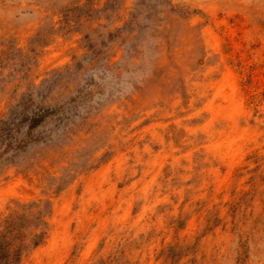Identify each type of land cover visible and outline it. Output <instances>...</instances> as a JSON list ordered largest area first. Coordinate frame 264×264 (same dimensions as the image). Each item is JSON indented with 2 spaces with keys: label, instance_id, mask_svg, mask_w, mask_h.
Here are the masks:
<instances>
[{
  "label": "rangeland",
  "instance_id": "1",
  "mask_svg": "<svg viewBox=\"0 0 264 264\" xmlns=\"http://www.w3.org/2000/svg\"><path fill=\"white\" fill-rule=\"evenodd\" d=\"M4 121L0 264H264V0H0Z\"/></svg>",
  "mask_w": 264,
  "mask_h": 264
},
{
  "label": "trees",
  "instance_id": "2",
  "mask_svg": "<svg viewBox=\"0 0 264 264\" xmlns=\"http://www.w3.org/2000/svg\"><path fill=\"white\" fill-rule=\"evenodd\" d=\"M27 118V117H26ZM31 128H34L35 126H37L40 122V120H37V117H31ZM6 121H4V126H0V140L2 143H4V141H9L8 143H10V136H11V132H12V128L7 127V125L5 124ZM9 146V144H8ZM7 146V147H8ZM26 146V142H24V147Z\"/></svg>",
  "mask_w": 264,
  "mask_h": 264
},
{
  "label": "bare ground",
  "instance_id": "3",
  "mask_svg": "<svg viewBox=\"0 0 264 264\" xmlns=\"http://www.w3.org/2000/svg\"><path fill=\"white\" fill-rule=\"evenodd\" d=\"M232 111V110H231Z\"/></svg>",
  "mask_w": 264,
  "mask_h": 264
}]
</instances>
